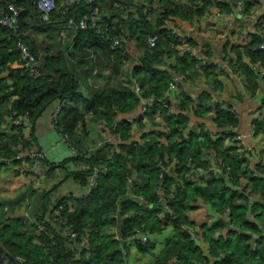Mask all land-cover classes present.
Here are the masks:
<instances>
[{"label":"trees","instance_id":"trees-1","mask_svg":"<svg viewBox=\"0 0 264 264\" xmlns=\"http://www.w3.org/2000/svg\"><path fill=\"white\" fill-rule=\"evenodd\" d=\"M36 1L0 0V15L7 12L9 4L18 8L15 29L0 26V159H12L26 143L23 128L7 123L12 112L27 113L34 125L44 111L59 102L63 105L56 126L67 135L74 150L71 158L58 165L69 160L83 164L81 170L67 171L63 179L71 176L86 189L91 176H96V182L81 196L57 199L52 208L30 224L14 217L1 204L0 262L12 263L5 250L22 264H129V245L136 244L140 252L152 250L155 244L151 238L171 227L172 234L156 253L154 264H264V149L254 167L249 168L234 146L225 148L223 135L217 137L202 127H189L185 114L169 112L167 98L157 99L168 86L170 69L185 74L187 80L212 75L213 89L225 90V73L192 54L197 43L177 35L173 29L181 22H199L211 7L218 11L228 7L220 0H158L156 7L143 11L156 0H137L139 3L134 5V0H81L67 6L64 13L62 7H56L43 20ZM113 2L132 8L123 12ZM250 2L246 0V12ZM94 10L100 30L91 24ZM81 20L87 21L86 27H79ZM32 32L54 43L45 55L43 70L38 67L34 77L23 70L18 49V43L24 42L38 58ZM115 34L126 37L128 44L111 49L110 37ZM149 35H157L154 46L146 43ZM262 39L263 34L256 35L242 47L228 39L223 43V58L247 93L258 87L250 64H264V49L251 50V46ZM131 41L141 46L142 52L132 60L127 69L129 79L123 83L124 64L132 58L127 51ZM90 51L95 59L90 57ZM94 65L97 74L91 76ZM102 75L106 81L99 86ZM88 76L91 85L86 83ZM133 83L156 100L137 119H119L120 115L133 112L139 103L131 89ZM82 86L88 91L81 92ZM180 103L185 111L197 116L214 110L217 127L237 124L233 114L214 105L208 94L196 101L183 94ZM87 114L110 128L119 139L116 147L108 142L97 144L92 151L86 147L80 133L86 134ZM144 117L150 126L136 139L134 125H144ZM253 123L255 132L264 134V118L254 119ZM206 151L219 157L222 171L229 168L232 184L226 182L222 173L209 169L210 161L203 157ZM158 157L166 167L160 186ZM188 157L193 168L206 172L196 175ZM46 163L49 173L53 164L47 160ZM55 188L53 184L45 191V204ZM159 192L172 193L169 213L162 211L158 203ZM55 205L61 206L58 215L53 214ZM56 216L60 221L54 220ZM69 228L76 234L73 240H69ZM189 229L207 246V252L190 239ZM136 230L150 234L149 240L129 241ZM220 253L224 256L219 259Z\"/></svg>","mask_w":264,"mask_h":264},{"label":"crops","instance_id":"crops-1","mask_svg":"<svg viewBox=\"0 0 264 264\" xmlns=\"http://www.w3.org/2000/svg\"><path fill=\"white\" fill-rule=\"evenodd\" d=\"M250 1L248 10L255 21L253 25H250L239 14L231 13L228 10L218 11L213 7L210 8V12L204 14L199 22L193 21L190 24L181 22L177 25V35L189 37L195 41L197 45L194 49L201 56L200 59L204 64L216 65L218 69L224 72L227 82L224 81L223 84L228 86L225 87L224 91L216 92L213 89L214 76L199 75L180 83L179 89L171 91L168 95V104L170 113L174 115L185 114L188 118L189 127L199 126L211 134L215 132L217 126L214 119V110L205 113L203 116H197L192 111H185L180 103L181 96L184 94L192 101H196L202 94H208L211 96L214 105L225 110L233 109L238 115L236 130L241 136V143L251 147V159L255 163L260 159L264 149V134L256 133L255 129L253 130V120L264 118V85L259 87L257 84L258 87L255 88L253 93H249L250 91L247 93L239 76L232 69L229 70L225 67V59L223 58V43L225 40H231L234 45L242 47L249 44L254 36L263 33L256 21L264 16V0ZM32 33V35H36L34 37L36 39L44 38L38 33ZM126 44H128V41ZM127 51L132 58H138L142 52V47L131 41ZM39 54L40 48L37 45V56ZM125 66L128 65L125 63ZM128 68H131V64ZM128 68H125L124 77H121L123 83L129 79ZM44 72L47 73L48 69L45 68ZM104 74H106L105 70ZM103 75L98 78L97 84L99 86L104 84V79L106 81ZM88 79L89 76L86 77V81ZM53 106L44 111L36 123L32 124L37 146L46 151V160L53 164L49 173L42 178H37L30 174L19 173L7 163L0 161V205L5 204L14 217L21 218L27 221L28 224L35 222L36 217L42 215L44 210L46 212L52 208L57 199L69 195L81 196L87 191L86 185L73 179V177L68 176L63 179V175L67 171L81 170L83 164L77 160H69L62 166L58 165L59 162L71 158L74 149L70 147L67 141L63 140V134L52 124ZM127 114H122L118 118H127L132 112ZM149 126L150 123L145 127L146 130ZM139 128L140 126H137V124L134 125L133 132L136 139L139 138ZM85 130L86 134L83 136L80 133V135L82 140L88 144L86 147L90 151L94 150L99 142H108L114 147L119 143V139L111 133L109 127L103 125L100 121H94L88 114L85 115ZM227 143L224 144L225 148ZM60 168H64V170L60 172ZM53 184H56V188L50 193L47 200L45 199V204L43 195ZM161 209L164 211L163 207ZM205 211L208 212L207 206H205ZM155 237L159 240L158 235ZM161 248L155 244L152 250L140 252L129 245L126 255L127 262L129 264H154L155 255Z\"/></svg>","mask_w":264,"mask_h":264},{"label":"built area","instance_id":"built-area-1","mask_svg":"<svg viewBox=\"0 0 264 264\" xmlns=\"http://www.w3.org/2000/svg\"><path fill=\"white\" fill-rule=\"evenodd\" d=\"M79 1L81 0H37L36 6H37V10L40 14L41 19L46 20L49 17L50 13L56 7L58 6L62 7L63 8L62 11L64 13L67 6H70ZM84 1L92 2L94 0H84ZM220 1L228 7L229 12L241 15V17L245 21L249 22L250 25L251 24L253 25V22H255L252 16L250 15L251 13L249 11L246 12V0H220ZM133 2L134 3L131 5L139 3L137 0H134ZM157 2L158 0H156L155 3L151 4V6L149 7L148 5H146L147 7H145L143 11H147L151 7H156L158 5ZM113 5L123 12H128L132 8L131 5H128V4L123 5L118 2H113ZM96 12L97 11L94 10L90 17L92 26H97L98 14ZM17 15H18V8L12 4H9L7 6V12L3 15H0V26L15 29ZM256 24L263 31V33L261 34L264 35V16L257 19ZM86 26H87L86 20H81L79 22V27L84 28ZM97 27L99 30L101 29L100 26H97ZM173 32L178 33V28H174ZM156 39H157V35H149L146 38V43L149 44L150 46H154L156 43ZM127 41L128 40L126 37L122 38V36L118 34L112 35L110 37V48L115 49L116 47L121 46L122 44H126ZM18 49H19L21 65L25 73L31 77L36 76L38 73L37 59L35 55L31 52L30 47L24 42H19ZM262 49H264V39H262L259 43L253 44L251 46V50H262ZM191 53L197 56L198 58L201 57L195 51L194 48L191 49ZM90 57H92V59H95L94 53L92 51H90ZM224 65L226 68L231 70V67L229 66V63L227 60H225ZM250 68H251V71L255 75V80L258 86L259 87L263 86L264 85V64L257 61L255 63H251ZM96 74H97V67L96 65H94L91 68V76H94ZM170 75H171L170 81L168 83L166 90L162 93L161 98H157L159 101H162L163 99H166V98L168 100V95L170 94V92L176 89H179V84L187 80L185 74L177 72L174 69H170ZM91 83H92V79L91 77H89V79L87 80V84L91 85ZM80 89H81V92L86 91V88L83 86ZM131 89L137 94L139 98V103L136 109L132 112V114L129 117H127L128 121L135 120L138 117L142 116L146 112V110L149 107H151L154 101L156 100V98L153 95H145V93L142 92L140 86L137 83H133V85L131 86ZM62 105L63 103L58 102L52 107L51 120H52V124L56 128H57L56 126L57 116L60 112ZM229 112H231L233 116L235 117V119H237L238 115L233 109H230ZM146 120L147 119L145 117L142 119V123L144 125L140 126L139 132H145L146 130L145 127L149 124V122ZM7 123L9 125L21 126L23 128V132L26 137V143L24 144V148H22L21 151L17 152L12 159H5V160L0 159V161L7 163L19 173L30 174V175L36 176L37 178L44 177L48 171V166L46 163L47 153L46 151L40 149L37 146L36 141H35V136H33V134L31 135L32 123H31V120L29 119V115L27 113H23L22 115H16L15 112H12L7 117ZM236 125L234 126L225 125V126H220V127L216 126V130L214 133H212V135L217 136V137L223 135L222 137L225 138V143H227L228 141V143L226 144L227 145L226 148L234 146L236 148L238 157L244 158L245 161L247 162L248 167L253 168L254 163L252 162V159H251L252 157L251 147L247 144L243 145L241 143L242 141L241 136H239V134L237 133ZM254 129L255 127L253 123V130ZM62 138L63 140L69 143L67 135L63 134ZM98 144H101V142H99ZM203 157L204 159H207L210 161L209 169L211 171L217 174L222 173L225 176L226 182H228L229 184L233 183L232 182L233 177L229 171V168L227 167L222 171L223 168L219 166L220 165L219 157L207 151L203 153ZM188 161H189V165L191 166V170H193L196 173V175H200L203 172H206L204 169L199 168V167L193 168L194 165L190 163L191 161L190 157H188ZM157 167L159 170V179L157 180V186H160V181H161V178L163 177V173L166 167L163 161L159 157L157 158ZM95 178H96L95 175L89 178L87 189H91L95 185V182H96ZM156 194L158 197V203L161 204V207H163V210L165 211V213H169L170 210L168 207V200L172 197V193L161 194L159 192ZM138 197L139 199H142V196H138ZM253 202H254V199L251 197L250 203H253ZM60 210H61V206L55 205L53 207V214L58 215L60 213ZM54 220L60 221V218L56 216L54 217ZM188 232H189L190 239H192L196 245L200 246L201 248H203V250H205V252H207V246L199 240L194 230L189 229ZM68 235H69V240H73L76 237L75 232L72 231L71 228L68 229ZM149 238H150V234H148L147 232L145 233L140 230H136L135 233H133L132 235L128 237V240L137 241L140 243H146L149 240ZM85 248L88 249L87 244L85 245ZM223 256L224 255L220 253L218 255V258L219 259L223 258ZM0 264H16V263H13V262L9 263L8 261H2L0 262Z\"/></svg>","mask_w":264,"mask_h":264},{"label":"rangeland","instance_id":"rangeland-1","mask_svg":"<svg viewBox=\"0 0 264 264\" xmlns=\"http://www.w3.org/2000/svg\"><path fill=\"white\" fill-rule=\"evenodd\" d=\"M35 36L36 35H33V37H35ZM42 36L44 38L40 37V38H37L36 39V43H37L38 47L40 48V54H39V56L37 58V62H38L37 64H38L39 70H43V68H41V67L44 64L45 55L47 53H49L48 52V48L50 46L53 47V45H54V43H52L51 40L48 37L46 38L44 35H42ZM53 53H56V52L53 51ZM133 59L134 58H131L129 61H126L125 62L128 66H125V64H124V68H123L124 70H125L126 67L127 68L130 67V64L132 63V60ZM62 170H64V168H60L59 171L61 172ZM171 234H172V228L171 227H167V228L164 229V232H162L160 235H158L160 241L156 237L155 238L154 237L151 238L150 241H154V244H157L159 246V248H160V247H162V244L164 243V240L166 238H168ZM132 246L136 248L137 245L136 244H133Z\"/></svg>","mask_w":264,"mask_h":264},{"label":"water","instance_id":"water-1","mask_svg":"<svg viewBox=\"0 0 264 264\" xmlns=\"http://www.w3.org/2000/svg\"><path fill=\"white\" fill-rule=\"evenodd\" d=\"M4 253L7 255V257L10 259L11 262L16 264H22V262L19 259L11 256L7 251L4 250Z\"/></svg>","mask_w":264,"mask_h":264}]
</instances>
